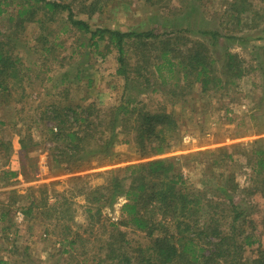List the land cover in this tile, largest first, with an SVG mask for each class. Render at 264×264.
<instances>
[{
	"label": "rangeland",
	"instance_id": "rangeland-1",
	"mask_svg": "<svg viewBox=\"0 0 264 264\" xmlns=\"http://www.w3.org/2000/svg\"><path fill=\"white\" fill-rule=\"evenodd\" d=\"M58 1L73 3L76 17L93 28L123 32L144 31L158 24L157 31L163 32L169 26L178 29L185 26L184 12L194 10L193 38L204 40L197 32L201 28L217 30L220 37L214 50L219 58L229 49L240 55L246 67H256L260 61L263 68L250 71L238 88L228 92L202 93L196 85L183 96L141 93L137 98L140 106L165 110L179 124L178 138L166 154L141 158L133 134L120 133L123 128L118 127V138L109 156L90 158L81 170H62L53 162L50 150L54 142L46 130L51 125L46 119L50 105H94L106 111L119 105L126 81L117 75V50L106 52L101 44L99 51L106 54L102 57L89 45L81 46L87 39L77 31L61 33L67 13L57 15L42 28L55 44L47 55L30 49L37 24H27L23 32L13 35L14 40L18 39L17 50L26 67H32L33 62L40 64L34 68L36 71L27 73L22 83L24 94L21 85H14L0 98V217L7 211L6 205L11 208L4 224L0 220V259L5 264H96L90 260L104 257L109 236L116 229L125 233L129 253L148 247L150 239L145 233L122 224L124 197L112 207H100L88 203L80 190L84 186H106L111 172L127 177L124 169L128 166L156 158L179 160L176 166L188 178L191 189L229 190L226 197H233L240 212L254 222L255 229L248 225L247 233L259 241L246 247L245 258L257 257L264 251V199L260 194L250 195L251 170L242 149L264 138V0H246L257 15L254 21L239 12L245 8V0H237L236 8L231 5L234 0ZM95 2L99 8L90 14L88 5ZM11 10L0 16L1 30L7 29L5 17ZM163 89L169 91L171 86ZM225 154L234 155L236 161L225 158ZM215 160L218 164L213 165ZM9 171L17 175L11 176ZM233 183L236 190L232 189ZM33 198L39 207L25 216L23 209ZM72 239L80 243L70 248ZM103 264L112 262L103 260Z\"/></svg>",
	"mask_w": 264,
	"mask_h": 264
},
{
	"label": "trees",
	"instance_id": "trees-1",
	"mask_svg": "<svg viewBox=\"0 0 264 264\" xmlns=\"http://www.w3.org/2000/svg\"><path fill=\"white\" fill-rule=\"evenodd\" d=\"M236 2H231L233 8L237 7ZM244 3L245 8L239 10L240 14L245 13L254 21L257 15L252 5L246 0ZM97 5L96 2L88 5V12L95 13L99 8ZM9 8L12 10L5 17L7 29H0V98L10 92L14 85H21V93L24 94L26 89L22 83L27 73L36 71L34 68L40 64L33 62L32 67H26L17 50L18 39L14 40L13 35L23 32L27 24H37V33L30 43L33 51L40 50L47 55L54 50V42L47 38V34H43L42 28L47 21L67 13L66 25L60 30L61 33L66 34L70 29L77 31L87 39V43L82 42L81 46L89 45L91 51L102 57L106 54L99 51L101 44L106 52L115 49L119 53L117 75L123 76L126 81L119 105L106 111L95 109L94 105L63 108L52 104L48 108L46 119L51 125L46 130L54 142L50 151L53 162L61 166L62 170H81L84 162L89 164L90 158L109 156L118 138V127L123 128L120 133L133 134L134 145L141 158L166 154L173 147L174 138H178L179 124L165 110L155 111L148 109L147 105L140 106L137 98L141 93L153 95L161 92L166 96H183L196 85H200L202 93L228 92L238 88L250 71L263 68L260 61L256 67H246L240 55L229 49L219 58L214 50L220 37L217 30L201 28L197 32L204 40L193 38L194 10L184 9L185 26L178 29L169 26L164 27L163 32L157 31L160 29L156 23L157 29L123 32L93 28L87 21L76 17L73 3L58 0H0V16ZM61 84H64V80ZM166 85L171 86L169 91L163 89ZM242 154L246 166L251 170L250 195L260 194L264 199V138L242 149ZM225 158L236 161L232 154H225ZM178 161L156 158L133 164L124 169L127 177L111 172L106 186H84L80 190L88 203L100 204V207H112L124 197L122 224L145 233L150 239L148 247H139L137 251L129 253L125 233L116 229L109 236L104 257L90 262L264 264V251L258 252L252 260L245 258L246 247L259 241L254 239L253 234L247 233L246 226L251 225L255 229L254 222L249 215L245 213L244 216V212H240L233 197H226L229 190L224 188L220 191L216 187L204 191L191 189L188 178L176 166ZM212 164L218 163L215 160ZM8 174L17 175L15 171H9ZM233 184L232 189L236 190L237 185ZM36 207H39V203L33 198L28 207L23 209V214L31 215ZM5 208L7 211L1 213L0 217L3 224L11 209L8 205ZM78 242L79 239L70 240V248ZM2 259L0 264H5Z\"/></svg>",
	"mask_w": 264,
	"mask_h": 264
},
{
	"label": "built area",
	"instance_id": "built-area-1",
	"mask_svg": "<svg viewBox=\"0 0 264 264\" xmlns=\"http://www.w3.org/2000/svg\"><path fill=\"white\" fill-rule=\"evenodd\" d=\"M22 218V217H21Z\"/></svg>",
	"mask_w": 264,
	"mask_h": 264
}]
</instances>
